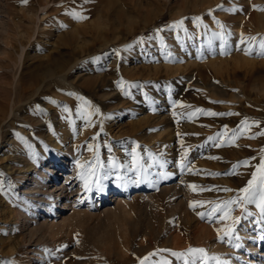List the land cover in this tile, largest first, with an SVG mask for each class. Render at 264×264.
I'll list each match as a JSON object with an SVG mask.
<instances>
[{
  "label": "rangeland",
  "instance_id": "rangeland-1",
  "mask_svg": "<svg viewBox=\"0 0 264 264\" xmlns=\"http://www.w3.org/2000/svg\"><path fill=\"white\" fill-rule=\"evenodd\" d=\"M262 41L264 0H0V264H264L225 204L264 160Z\"/></svg>",
  "mask_w": 264,
  "mask_h": 264
},
{
  "label": "snow or ice",
  "instance_id": "snow-or-ice-1",
  "mask_svg": "<svg viewBox=\"0 0 264 264\" xmlns=\"http://www.w3.org/2000/svg\"><path fill=\"white\" fill-rule=\"evenodd\" d=\"M23 3H27V0H22ZM75 15V13H73ZM178 23H182L178 22ZM260 47L262 49V53L264 54V41L261 42ZM198 111H202V110H198ZM209 115H225L224 113H207ZM232 113H229V115H231ZM243 123H246L243 122ZM262 135H264V133H261ZM211 139V138H210ZM245 165L248 164V161H244L243 162ZM183 167V166H182ZM257 173H259V176L257 175ZM193 188H195V186H192ZM91 190V189H89ZM226 191H230V189H225ZM240 192L243 193V196H238L233 200H229L226 201L225 204L226 205H233V204H237V203H243V204H255L256 207L259 209L260 211V218L261 220H264V160H261V162L256 166V172L252 173V178L248 181L247 186L240 189ZM199 202H193V204L190 205V207L194 206L195 204H197ZM218 208H214L212 211H218ZM230 211V209H229ZM225 215L227 216V211L225 212ZM249 215H251L249 213ZM236 220H239L240 218H235ZM231 231V230H230ZM227 235V233H226ZM236 239H239V237H235ZM221 239H223V237H221ZM260 239L262 241H264V232H262ZM234 247H240V245L236 244L233 245ZM190 252L192 253H203L204 249H189ZM174 256L180 257L183 254L181 253H173Z\"/></svg>",
  "mask_w": 264,
  "mask_h": 264
},
{
  "label": "bare ground",
  "instance_id": "bare-ground-1",
  "mask_svg": "<svg viewBox=\"0 0 264 264\" xmlns=\"http://www.w3.org/2000/svg\"><path fill=\"white\" fill-rule=\"evenodd\" d=\"M62 68V67H61ZM60 68V69H61ZM63 69V68H62ZM63 76H64V74H63ZM80 162V163H79ZM78 163L79 164H77V167L78 166H82V165H84V162L82 161H78ZM86 165V164H85ZM78 169V168H77ZM49 172H50V169L48 170ZM55 174H57V172H55ZM66 181H65V185L63 186V188L61 189L62 191H61V193L62 192H65V190L64 189H66L67 191L69 190L68 188H67V185H68V180L71 178V176H66ZM64 190V191H63ZM120 194V193H119ZM122 194V193H121ZM121 194L120 195H118V196H121ZM123 195V194H122ZM126 195V194H125ZM115 201H117V198L115 199ZM120 202H122L120 199H118V204L120 203ZM177 205V204H176ZM107 210H109V209H107ZM248 250L249 251H251V253H256L257 252V248H256V245L255 244H250V245H248Z\"/></svg>",
  "mask_w": 264,
  "mask_h": 264
}]
</instances>
